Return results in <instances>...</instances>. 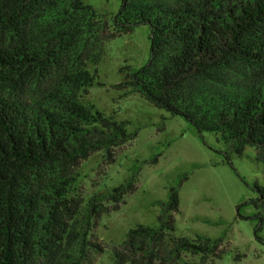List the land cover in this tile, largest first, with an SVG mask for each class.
<instances>
[{
	"label": "trees",
	"instance_id": "1",
	"mask_svg": "<svg viewBox=\"0 0 264 264\" xmlns=\"http://www.w3.org/2000/svg\"><path fill=\"white\" fill-rule=\"evenodd\" d=\"M206 1L209 5L202 0H121L119 13L109 18L84 0H0V264H33L40 214L56 220L58 208L72 201L81 186V164L101 152L111 163L115 151L135 137L126 123L82 101L102 59L86 64L74 91L48 92L46 82L75 41L86 47L83 38L97 40L109 28L113 39L146 26L150 61L126 75L120 86L131 87L127 94L140 93L199 133L220 135L237 155L247 148L264 150V0ZM31 90L39 101L36 108L24 102ZM72 93L80 96L71 100ZM58 98L65 106L51 102ZM57 169L71 178L52 204L45 184ZM256 189L254 205L264 209V183ZM97 200L86 202L84 209L95 212ZM165 207L159 228L130 231L116 251L117 264H154L157 259L175 264L183 253L207 254L211 244L218 245L198 239L202 247L197 249L192 241L175 237L169 213L178 211L176 190ZM94 217L87 213V230H77L79 253L88 244ZM160 249L167 251V259Z\"/></svg>",
	"mask_w": 264,
	"mask_h": 264
},
{
	"label": "rangeland",
	"instance_id": "2",
	"mask_svg": "<svg viewBox=\"0 0 264 264\" xmlns=\"http://www.w3.org/2000/svg\"><path fill=\"white\" fill-rule=\"evenodd\" d=\"M84 2L109 18L122 6L121 0ZM202 3L209 5L206 0ZM111 34L109 28L97 40L83 38L86 47L75 41L62 54L45 87L51 95L69 88L74 91L83 81L80 73L86 64L102 59L96 63L97 74L92 73L94 85L82 101L126 123L127 132L135 137L115 151L113 162H107L101 152L81 164V186L72 201L58 208L56 220L45 211L40 214L33 234V264H117L116 251L130 231L160 227L159 218L166 213L172 190L178 194V211L169 213L175 237L192 241L197 249L202 247L198 239L219 242L211 244V253H183L175 264H264V209L254 205L259 198L256 188L264 183V150L247 148L237 155L220 135L199 133L186 119L173 117L140 93L127 94L131 87L120 85L126 75L149 63L150 34L146 26L113 39ZM33 94L31 90L24 102L36 108L39 101ZM79 96L72 93L70 99ZM59 99L51 102L65 106ZM70 178V172L57 169L47 179L52 204ZM115 189L119 191L113 193ZM95 196V205L100 207L95 212L84 209ZM87 213L96 217L87 231L88 244L79 253L77 230L79 226L80 233L87 230ZM70 231L73 236L67 237ZM160 254L169 257L165 249Z\"/></svg>",
	"mask_w": 264,
	"mask_h": 264
}]
</instances>
